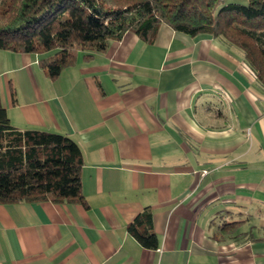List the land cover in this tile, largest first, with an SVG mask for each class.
Segmentation results:
<instances>
[{
  "label": "crops",
  "instance_id": "0c3cea01",
  "mask_svg": "<svg viewBox=\"0 0 264 264\" xmlns=\"http://www.w3.org/2000/svg\"><path fill=\"white\" fill-rule=\"evenodd\" d=\"M0 95L18 129L77 142L88 206L0 204V264H264V91L239 48L164 24L54 80L0 49ZM147 208L157 250L128 231Z\"/></svg>",
  "mask_w": 264,
  "mask_h": 264
},
{
  "label": "trees",
  "instance_id": "16d2710c",
  "mask_svg": "<svg viewBox=\"0 0 264 264\" xmlns=\"http://www.w3.org/2000/svg\"><path fill=\"white\" fill-rule=\"evenodd\" d=\"M196 37L211 35L242 50L264 91V0H0V49L37 55L51 79L77 61L106 52L112 40L134 33L154 43L162 25ZM84 160L72 138L20 130L0 95V204L78 203ZM235 227V224H225ZM147 250H157L149 208L128 225Z\"/></svg>",
  "mask_w": 264,
  "mask_h": 264
},
{
  "label": "built area",
  "instance_id": "2783aa9c",
  "mask_svg": "<svg viewBox=\"0 0 264 264\" xmlns=\"http://www.w3.org/2000/svg\"><path fill=\"white\" fill-rule=\"evenodd\" d=\"M206 174H208V172H207V171H204V172H203V175H206Z\"/></svg>",
  "mask_w": 264,
  "mask_h": 264
}]
</instances>
